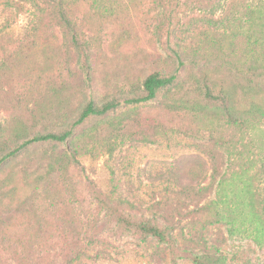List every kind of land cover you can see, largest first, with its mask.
<instances>
[{
	"label": "rangeland",
	"instance_id": "1",
	"mask_svg": "<svg viewBox=\"0 0 264 264\" xmlns=\"http://www.w3.org/2000/svg\"><path fill=\"white\" fill-rule=\"evenodd\" d=\"M68 4L80 49L53 6L0 0V264H264V103L229 77L264 67V0ZM151 74L177 86L121 101ZM205 84L233 96L229 113L203 100ZM114 98L65 142L23 145ZM118 216L169 228L170 240Z\"/></svg>",
	"mask_w": 264,
	"mask_h": 264
},
{
	"label": "trees",
	"instance_id": "2",
	"mask_svg": "<svg viewBox=\"0 0 264 264\" xmlns=\"http://www.w3.org/2000/svg\"><path fill=\"white\" fill-rule=\"evenodd\" d=\"M37 1V0H34ZM42 1L44 4L53 6L55 12L57 23L61 28H63L64 34L68 36L70 43L77 49L82 47L79 42L77 34V22L73 20L76 17L78 10L71 11L69 9L68 0H38ZM82 52V50H81ZM233 81V86L238 88L240 91H245L250 94L251 99L256 100L252 102L251 105H259L261 102L264 103V67L263 66H240L233 67V71L229 76ZM177 76H161L159 74H151L147 76L142 82V91L135 96L129 98H121V101L125 104H140L150 100H153L160 93H169L170 89L177 86L176 84ZM232 83V82H231ZM205 102L211 104H219L223 110L229 113L230 104L234 101L231 94H227V90L220 87L217 93H214L206 84L204 90ZM120 105V100L114 98L104 102L100 106H95L92 101L88 102L86 106L82 109L79 116L75 121L72 122L71 128L65 130L61 133L47 132L30 138L25 141L23 145L31 143H63L72 134L73 128L81 125L85 119L89 116H104L107 112L115 109ZM23 147L22 145L19 147ZM13 153V152H12ZM5 160V157L0 159V164ZM188 190L185 188L183 193H187ZM98 203L111 215L119 214V211L115 208L112 202L105 195L97 192L95 194ZM113 205V206H112ZM119 224L136 232L141 238H153L159 242L165 243L170 240L171 230L169 228H161L149 221H136L126 218H120L118 216ZM195 264H222L219 258H205V257H195Z\"/></svg>",
	"mask_w": 264,
	"mask_h": 264
}]
</instances>
